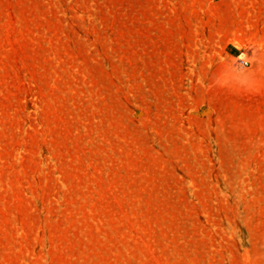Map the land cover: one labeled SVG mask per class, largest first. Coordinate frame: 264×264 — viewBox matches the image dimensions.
<instances>
[{
	"label": "rangeland",
	"instance_id": "1",
	"mask_svg": "<svg viewBox=\"0 0 264 264\" xmlns=\"http://www.w3.org/2000/svg\"><path fill=\"white\" fill-rule=\"evenodd\" d=\"M0 264H264V0H0Z\"/></svg>",
	"mask_w": 264,
	"mask_h": 264
},
{
	"label": "built area",
	"instance_id": "2",
	"mask_svg": "<svg viewBox=\"0 0 264 264\" xmlns=\"http://www.w3.org/2000/svg\"><path fill=\"white\" fill-rule=\"evenodd\" d=\"M245 63L247 64V61H245Z\"/></svg>",
	"mask_w": 264,
	"mask_h": 264
}]
</instances>
